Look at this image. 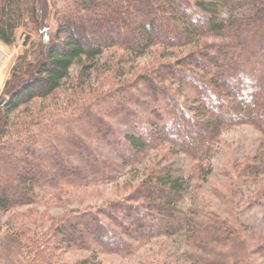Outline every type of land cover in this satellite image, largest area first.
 Masks as SVG:
<instances>
[{"label": "trees", "instance_id": "1", "mask_svg": "<svg viewBox=\"0 0 264 264\" xmlns=\"http://www.w3.org/2000/svg\"><path fill=\"white\" fill-rule=\"evenodd\" d=\"M19 30L29 47L2 89L0 213L34 204L37 192L114 183L153 152L127 195L51 222L43 245L130 256L154 239L224 233L181 198L186 180L211 173L222 132L235 126L261 136L240 183L264 177V0H0V43ZM259 189L250 200L264 207Z\"/></svg>", "mask_w": 264, "mask_h": 264}, {"label": "rangeland", "instance_id": "2", "mask_svg": "<svg viewBox=\"0 0 264 264\" xmlns=\"http://www.w3.org/2000/svg\"><path fill=\"white\" fill-rule=\"evenodd\" d=\"M48 17L49 34L55 24L52 15ZM25 36L24 31L19 30L13 44L0 43V89L9 79L16 58L28 50L29 44H23ZM34 40L32 34L30 42ZM150 60L147 56L134 60L127 64V70L146 66ZM260 140L259 132L250 126L226 129L211 159V173L200 175L199 180H186L181 207L211 212L225 228L223 234L216 232L198 240L180 236L154 239L130 256L102 254L96 249L84 251L64 243L55 245L52 250L43 245L51 222L98 209L127 195V185L138 180L145 168L155 163L156 158L150 152L136 167L125 168L114 183L69 189L56 195L37 192L34 204L0 213V264H47V260L34 259L37 249L42 252L41 258L50 255L48 259L53 264H74L84 259L92 261L91 264H264V254L260 251L264 248V207L255 206L250 200L258 195L264 177L242 184L236 174L243 163L253 157ZM99 146L107 159L116 160L105 146ZM174 159L180 175L184 171L183 175L187 176L189 159L182 155Z\"/></svg>", "mask_w": 264, "mask_h": 264}, {"label": "crops", "instance_id": "3", "mask_svg": "<svg viewBox=\"0 0 264 264\" xmlns=\"http://www.w3.org/2000/svg\"><path fill=\"white\" fill-rule=\"evenodd\" d=\"M3 85H4V83L2 84V88H3ZM2 88L0 89V93H1V91H2Z\"/></svg>", "mask_w": 264, "mask_h": 264}]
</instances>
